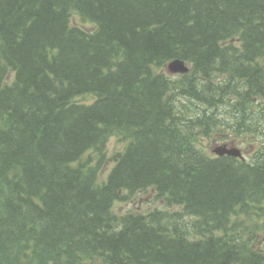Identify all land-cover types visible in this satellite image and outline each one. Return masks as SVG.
<instances>
[{
	"label": "trees",
	"instance_id": "obj_1",
	"mask_svg": "<svg viewBox=\"0 0 264 264\" xmlns=\"http://www.w3.org/2000/svg\"><path fill=\"white\" fill-rule=\"evenodd\" d=\"M183 94L227 105L252 160L204 154L220 121ZM0 264H264V0H0Z\"/></svg>",
	"mask_w": 264,
	"mask_h": 264
},
{
	"label": "rangeland",
	"instance_id": "obj_2",
	"mask_svg": "<svg viewBox=\"0 0 264 264\" xmlns=\"http://www.w3.org/2000/svg\"><path fill=\"white\" fill-rule=\"evenodd\" d=\"M75 18H73L74 22L78 23V18L76 17V14L74 15ZM175 78V77H174ZM184 103L185 109L187 110L188 113H200L202 114L201 111L197 110H202V106L199 108L196 106V102H192L191 100H182L179 101V104L182 105ZM197 108V109H196ZM207 114L210 115V111L207 109L205 110ZM219 114H223V110L219 109L213 112V116L215 118H220L223 120V116H219ZM229 121L231 119H228ZM218 131H221L220 133L212 132V134L207 135V136H199L197 140V146L201 148L205 154H208L209 156H212V151L211 149L214 146L222 145L223 143H215V137L216 135L218 136H223L224 135V129L222 125L218 126ZM216 134V135H215ZM235 143L238 147H240L242 152H245L246 150H249L248 146L251 145L254 148V141L249 139L248 137H240L236 138ZM125 143L120 141V139L116 136H112L109 138L108 143L106 145L107 152H105V157H104V163L101 166V169L99 171L98 175V180L103 181L105 180L107 174L109 173L111 166L113 164L112 161V156L116 154L117 152L121 151L124 148ZM93 162L96 161V156H92ZM249 160V158H247ZM152 193H139L135 195H131L130 199L126 202H116L113 205V213L115 214L116 217H120L128 212L130 213H142V212H147L151 209H157V207H161V203L156 201L154 196H152Z\"/></svg>",
	"mask_w": 264,
	"mask_h": 264
},
{
	"label": "water",
	"instance_id": "obj_3",
	"mask_svg": "<svg viewBox=\"0 0 264 264\" xmlns=\"http://www.w3.org/2000/svg\"><path fill=\"white\" fill-rule=\"evenodd\" d=\"M168 73L170 74H175V73H185L188 71V69H186L183 65L182 62L180 61H173L171 63H169L166 67ZM217 154L219 155H223L224 153L232 155V156H238L239 153L236 150H231V151H216Z\"/></svg>",
	"mask_w": 264,
	"mask_h": 264
},
{
	"label": "bare ground",
	"instance_id": "obj_4",
	"mask_svg": "<svg viewBox=\"0 0 264 264\" xmlns=\"http://www.w3.org/2000/svg\"><path fill=\"white\" fill-rule=\"evenodd\" d=\"M172 108V107H171ZM108 139V138H107ZM119 166V165H118ZM93 179V178H92ZM95 183H97V181H95ZM112 212V211H111ZM160 215V214H159ZM117 222V221H116ZM112 223V222H111ZM118 223V222H117ZM113 224H114V222H113ZM115 226H116V224H115ZM117 231V230H116ZM217 235V234H216ZM191 236H189V238H190ZM191 241H192V239H191ZM190 241V242H191ZM195 242V241H194Z\"/></svg>",
	"mask_w": 264,
	"mask_h": 264
}]
</instances>
